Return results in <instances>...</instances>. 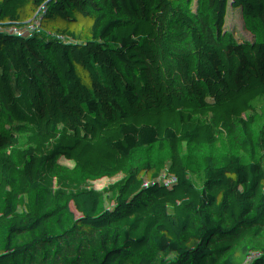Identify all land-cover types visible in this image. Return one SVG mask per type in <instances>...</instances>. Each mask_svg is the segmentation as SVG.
Returning <instances> with one entry per match:
<instances>
[{
  "label": "trees",
  "instance_id": "obj_1",
  "mask_svg": "<svg viewBox=\"0 0 264 264\" xmlns=\"http://www.w3.org/2000/svg\"><path fill=\"white\" fill-rule=\"evenodd\" d=\"M10 2L0 264H264V0Z\"/></svg>",
  "mask_w": 264,
  "mask_h": 264
},
{
  "label": "rangeland",
  "instance_id": "obj_2",
  "mask_svg": "<svg viewBox=\"0 0 264 264\" xmlns=\"http://www.w3.org/2000/svg\"><path fill=\"white\" fill-rule=\"evenodd\" d=\"M153 43H154V39L152 37L151 38L152 46ZM93 62L95 63L98 71L105 69L107 72H109L107 68H105L104 65L105 63L103 62V60L97 57V59L95 58ZM152 94L153 97L158 98V100H163V102L166 100L162 92L155 93L154 91H152ZM185 162L190 164L198 174H205V173L210 174L214 170L213 166L210 163L206 162L205 155L201 148L200 142L192 140L189 134L186 139ZM226 238H227V233H221L215 237L216 245L217 248L219 249L220 256H223L227 251Z\"/></svg>",
  "mask_w": 264,
  "mask_h": 264
},
{
  "label": "built area",
  "instance_id": "obj_3",
  "mask_svg": "<svg viewBox=\"0 0 264 264\" xmlns=\"http://www.w3.org/2000/svg\"><path fill=\"white\" fill-rule=\"evenodd\" d=\"M156 5H158V3H155L151 6L152 12L154 14V19H157L159 16L156 10ZM10 6L11 8L17 11H27L33 6H35V0H11ZM152 65L153 67L151 71L149 72L148 77L146 78L147 84H150L153 80V77L155 76V70H156L155 63L152 62ZM164 103H167V102H164ZM163 117L165 119H176L186 125H189L194 119V115L186 114L180 107H178L177 105L173 103H167L166 108L163 112ZM226 120L232 122L234 125H238L246 121V120H242L240 118L232 117V116L226 118ZM4 145H5V139L2 137L0 139V149Z\"/></svg>",
  "mask_w": 264,
  "mask_h": 264
}]
</instances>
